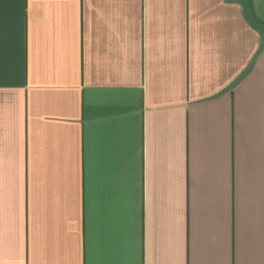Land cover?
Segmentation results:
<instances>
[{
	"label": "crops",
	"instance_id": "crops-1",
	"mask_svg": "<svg viewBox=\"0 0 264 264\" xmlns=\"http://www.w3.org/2000/svg\"><path fill=\"white\" fill-rule=\"evenodd\" d=\"M0 264H264V0H0Z\"/></svg>",
	"mask_w": 264,
	"mask_h": 264
}]
</instances>
